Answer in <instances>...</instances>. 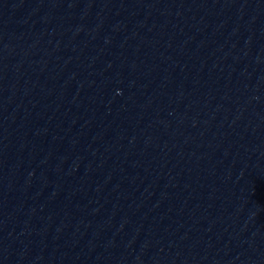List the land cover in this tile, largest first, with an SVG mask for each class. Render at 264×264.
Returning <instances> with one entry per match:
<instances>
[{"label": "water", "instance_id": "1", "mask_svg": "<svg viewBox=\"0 0 264 264\" xmlns=\"http://www.w3.org/2000/svg\"><path fill=\"white\" fill-rule=\"evenodd\" d=\"M0 264H264V0H0Z\"/></svg>", "mask_w": 264, "mask_h": 264}]
</instances>
